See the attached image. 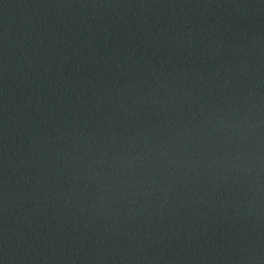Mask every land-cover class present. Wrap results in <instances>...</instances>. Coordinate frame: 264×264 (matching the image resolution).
Wrapping results in <instances>:
<instances>
[{
	"label": "water",
	"instance_id": "obj_1",
	"mask_svg": "<svg viewBox=\"0 0 264 264\" xmlns=\"http://www.w3.org/2000/svg\"><path fill=\"white\" fill-rule=\"evenodd\" d=\"M0 264H264V0H0Z\"/></svg>",
	"mask_w": 264,
	"mask_h": 264
}]
</instances>
